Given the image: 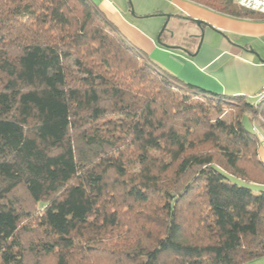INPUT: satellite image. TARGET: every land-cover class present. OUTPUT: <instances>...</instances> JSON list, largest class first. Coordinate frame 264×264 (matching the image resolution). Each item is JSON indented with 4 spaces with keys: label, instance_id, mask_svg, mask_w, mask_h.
I'll use <instances>...</instances> for the list:
<instances>
[{
    "label": "trees",
    "instance_id": "16d2710c",
    "mask_svg": "<svg viewBox=\"0 0 264 264\" xmlns=\"http://www.w3.org/2000/svg\"><path fill=\"white\" fill-rule=\"evenodd\" d=\"M249 113L264 120V101L183 81L92 0H0V264L264 256Z\"/></svg>",
    "mask_w": 264,
    "mask_h": 264
},
{
    "label": "crops",
    "instance_id": "0c3cea01",
    "mask_svg": "<svg viewBox=\"0 0 264 264\" xmlns=\"http://www.w3.org/2000/svg\"><path fill=\"white\" fill-rule=\"evenodd\" d=\"M166 1L162 7L157 0H92L148 57L161 49L175 58L168 68L149 58L153 63L206 90L256 99L264 85V17L235 16L191 0ZM165 19L172 47L155 40ZM251 123L264 161V120ZM245 264H264V256Z\"/></svg>",
    "mask_w": 264,
    "mask_h": 264
},
{
    "label": "rangeland",
    "instance_id": "374dc122",
    "mask_svg": "<svg viewBox=\"0 0 264 264\" xmlns=\"http://www.w3.org/2000/svg\"><path fill=\"white\" fill-rule=\"evenodd\" d=\"M166 3H167V1L166 0H157V5L158 6H165L166 5ZM165 22H166V19L164 20V22H163V24H162V26H161V28H160V30H159V32L156 34V42H157V44H159L161 47H163V44L162 43H165V44H169V42H168V37H167V30H168V28L166 27V30L164 31V34L162 35V28H163V26H164V24H165ZM162 36H161V35ZM159 35H160V40H161V42H158V37H159ZM128 41L131 43V44H133L129 39H128ZM134 46H136L135 44H133ZM170 45V44H169ZM137 47V46H136ZM139 48V47H138ZM148 56V55H147ZM149 58L151 59V60H155L156 62H158V63H160L161 65H163V66H165V68L167 67L166 66V64H170V65H173V61H175L174 59L175 58H173L170 54H168L167 53V51H162L161 49H159L157 52H155L154 53V56L152 57V56H149ZM168 68V67H167ZM250 114V113H249ZM248 116V114H246V116H245V124H246V126L249 128V127H252L251 125H252V123L250 122V120H249V118L247 117Z\"/></svg>",
    "mask_w": 264,
    "mask_h": 264
},
{
    "label": "built area",
    "instance_id": "2783aa9c",
    "mask_svg": "<svg viewBox=\"0 0 264 264\" xmlns=\"http://www.w3.org/2000/svg\"><path fill=\"white\" fill-rule=\"evenodd\" d=\"M234 1L238 6L242 8H246L251 11L264 15V0H234ZM256 100L257 102L264 101V85L262 86L260 92L257 94Z\"/></svg>",
    "mask_w": 264,
    "mask_h": 264
},
{
    "label": "water",
    "instance_id": "95a60500",
    "mask_svg": "<svg viewBox=\"0 0 264 264\" xmlns=\"http://www.w3.org/2000/svg\"><path fill=\"white\" fill-rule=\"evenodd\" d=\"M169 17H170V15H168L167 14V18L169 19ZM198 24H199V22H198ZM166 26H167V22H165V24H164V26H163V28H162V32L166 29ZM161 32V33H162ZM161 35V34H160ZM160 35H159V37H158V41L159 42H161V40H160ZM201 41H202V36H201ZM162 44H164L165 46H167V47H172V46H170L169 44H165V43H162ZM200 45H201V42L199 43V47H200Z\"/></svg>",
    "mask_w": 264,
    "mask_h": 264
}]
</instances>
